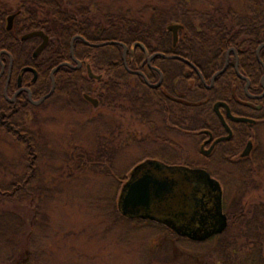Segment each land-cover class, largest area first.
<instances>
[{
	"label": "rangeland",
	"instance_id": "1",
	"mask_svg": "<svg viewBox=\"0 0 264 264\" xmlns=\"http://www.w3.org/2000/svg\"><path fill=\"white\" fill-rule=\"evenodd\" d=\"M177 1L65 0L64 3L70 12L77 6H89L94 10L96 22L108 26L106 15L128 12L131 18L149 20L152 6L172 7ZM248 1L197 0L187 7L206 11L222 6L242 11ZM21 4V0H0V10L10 9L6 25L8 15ZM169 9L182 14L177 4ZM172 23L182 24L184 20ZM201 23L202 19L195 20L197 26ZM97 73L103 74L101 80L108 78L106 69ZM71 102L67 98L48 100L31 107L22 119L23 125L33 131L38 145V160L33 163L38 177L30 186L35 198L33 202L25 199L16 204H0V216L13 211L27 224L15 235L4 234L0 227V264H23L26 258L31 264H198L197 256H201L200 264L208 261L226 264L214 257L218 253L215 250L210 252L196 243L179 241L165 225L122 216L119 199L123 177L129 175L136 163L154 153V146L147 143L152 129L137 119V114L131 116L127 101L120 102L123 106L120 103L94 106L80 97ZM254 133L264 151V123L257 125ZM102 148L112 153L111 164H107L105 157L104 162H96L99 151H104ZM114 148L118 153L114 154ZM186 148L190 159L199 158L193 141ZM26 151L13 133L0 126V184L8 185L9 181L29 173ZM95 162L103 166L96 167ZM212 169L235 179L226 190L230 214L240 207L249 210L252 205L264 202V171L252 177L255 181L252 185L229 165H214ZM17 243L21 245L18 252L14 256L8 254L7 245ZM207 245L216 247L212 243ZM249 250L250 246L239 251L238 264L249 258Z\"/></svg>",
	"mask_w": 264,
	"mask_h": 264
},
{
	"label": "trees",
	"instance_id": "2",
	"mask_svg": "<svg viewBox=\"0 0 264 264\" xmlns=\"http://www.w3.org/2000/svg\"><path fill=\"white\" fill-rule=\"evenodd\" d=\"M64 1L21 0L22 4L18 9L21 10V14L17 18L14 27L16 32L14 30H6V14L10 9L2 8L3 10H0V52L7 50L8 53L2 54L1 58L7 62L6 64H9L12 58L14 60V68H17V70L27 63L36 66L38 69H43L44 71L39 70L40 75L37 87L43 90L44 86H46L45 89L47 90V83L49 82L48 69L64 61L71 60V41L75 35H82L91 42L116 41V43L101 47L91 46L84 39L75 41L76 56L84 62L91 60L92 67L97 72L106 69L108 78L103 80L90 78L85 66L80 69L62 67L57 74L59 83L51 99L63 101L67 98L69 102L72 100L71 104L78 97L84 101L82 93L93 92L100 98L101 104H115L127 101L130 109L142 116L152 106H159L161 102L158 99L159 91L149 89L140 76H133L126 69L123 47L117 42L125 43L130 48L127 54L129 67L141 68L149 54L164 50L167 46H170V43L166 42L170 41L169 38L171 37L168 25L174 20H184L182 24L185 30L180 35L178 44L181 49V55L194 63L206 75L212 74L218 69L216 65L220 63L219 58L224 57L229 47L244 48L247 61H255L256 48L264 43V0H249L242 11L234 7L225 9L222 6H218L220 8L216 10L200 11L187 7L189 3L197 0H178L176 3L178 10H182L180 15L173 9H169L176 7V4L171 5L172 7L163 8L157 5L151 7L152 11L149 20L131 18L128 12L119 13L115 16L106 15L108 26L96 22L97 19L93 14L94 10L89 6H77L72 10L73 12H70L65 8ZM196 19H202V23L199 26L195 24ZM37 29L44 30L52 36V39L38 58L33 59L31 53L33 49L32 42H37V39L21 41L20 37L26 32ZM136 43H141L143 46ZM160 60V57L156 58L157 62ZM188 66L184 63V67ZM226 74L228 72L218 78L217 84H219V87L223 85V78ZM131 78H136L137 80L132 81ZM190 78L195 79V91L188 88ZM228 79L232 81L230 77ZM181 80L182 92L186 95L184 98L191 101V103L184 102L181 105L183 126H188V129L193 127L192 129H194L204 123L203 119L205 117L210 118L212 116L208 105L203 103H200V105L192 103V101H201L206 95L211 97L213 91H207L204 88L196 71L192 73L191 77L183 75ZM132 84L138 85L139 90L137 92H131L130 87ZM37 94L41 95L42 93ZM156 99L158 100L157 104L155 103ZM6 105L2 88H0V126L5 131L13 133L17 141L25 145L26 156L30 159V171L28 170L29 173L20 179L15 178L9 181L8 185L0 184V204H4V206L16 204L17 201L25 199L33 202L35 197L30 191V186L38 177L37 172L34 171L33 164L38 160V145L34 139L33 131L25 127L22 121L32 106L24 107L20 105L21 107L19 106L18 110L8 118L11 126H7V124L1 122L3 110L10 111ZM119 106L123 105L120 103ZM243 143L239 146H243ZM101 150L104 151H99L96 162H104L103 158L105 157L107 164H111L113 161L112 153L106 152L105 148ZM115 152L118 153L116 148H114V154ZM96 162V167L103 166ZM263 171L264 154L258 156L257 151L251 157L236 165V173L243 175V177L245 176L252 185H255L252 177ZM125 178L123 177V179ZM241 208L238 210H241ZM4 213L5 215L0 216V227L4 229L2 231L4 234H19L18 231H23L25 226H27L23 217L18 215L19 213L17 214L13 211ZM166 230L175 235L170 229ZM178 238L179 241H186L188 244L194 245V242L185 237ZM220 238V242L215 245L214 249L207 244L198 245L202 247V250H215L218 252L216 254L219 256L217 259L220 262H226V264H230V262L238 264L239 251L250 246L251 250L247 252L249 258L242 264H264V256L262 255L264 253V202L252 205L251 209L233 218L228 229ZM241 238L244 240H241ZM20 246L18 243L7 245V249L10 251L8 254L14 256ZM8 258H11V256H8ZM197 259L199 261L198 264H200L201 256H197ZM28 260L30 259L26 258L23 260V264H31L30 262L27 263ZM206 260L208 261V259ZM14 262H18V260H14Z\"/></svg>",
	"mask_w": 264,
	"mask_h": 264
},
{
	"label": "flooded vegetation",
	"instance_id": "3",
	"mask_svg": "<svg viewBox=\"0 0 264 264\" xmlns=\"http://www.w3.org/2000/svg\"><path fill=\"white\" fill-rule=\"evenodd\" d=\"M19 12H21V10H19ZM12 14H16L17 16L13 20L14 26H12L11 29H8V26H6L7 31L14 30L15 22L18 18V11L12 12L10 15ZM14 31L16 32V29ZM181 31L179 32L181 33ZM180 33L179 38L176 42H174V33L171 32V37L169 38L170 41H166L170 43V46H167L164 50L155 51L149 54L146 60L143 62L141 68L129 67V70L131 69L132 71H141L143 73L144 76L132 71L130 72L133 76H140L141 79L145 81L146 87L149 89L158 90V99H160L161 102L159 101V106H152L147 112H145L144 116L138 114V116H136L137 119L143 120V122L147 123L152 129V135L147 143L148 145L154 146V153L136 163L132 171L123 180V182L126 183L132 179V172L136 166L150 159L160 161L169 166H188L192 168H200L209 172L211 176L218 180L221 184L222 213L226 215L228 225L227 228L221 233L213 234L206 240H192V242L196 243L197 245L210 243L216 245L220 242L221 235L228 229L232 219L240 216L246 212V210L244 207H242L241 210H235L232 214L227 211L229 206L227 203L226 190L229 188V185L235 182V179L227 175L223 177L215 169H212V166L229 165L230 168L236 170V165L240 164L242 161H244V159L251 157L254 152L257 151L258 156L264 154L261 144L257 140V137L254 133L256 126L264 123V46L260 48V46L264 45V43L260 44L256 48L255 61H247L246 50H244V48H237L235 46L229 47L225 52L224 57L222 56L219 58L220 63L216 65L218 69L214 73L206 75L199 67L181 55V49L178 45L180 42ZM46 34L50 37V43L52 36L48 33ZM23 35L20 37L21 41L37 39V42H32L33 49L31 53L33 59L38 58V56L49 44L48 43L43 48V50L37 53L36 50L41 44L42 39L39 36L23 39ZM75 37L81 38L83 36L75 35L72 38V41ZM78 38H76V40ZM76 40H74V43ZM5 53H8L7 50L0 52V88H2L4 99L7 103L6 107L10 109L9 112L7 110H3L1 114V122L3 124H7V126L10 125L8 118L18 110L20 105L24 107H27L28 105L36 107L43 105V103L52 98L59 83L57 74L64 66L74 69H80L85 66L87 74L90 78L96 80H101L103 78V74L97 73V71H95L93 68V73L96 75L102 74V78L97 79L90 76L88 66L91 65L92 67V63H86L82 61V64L79 65L78 62H74L71 59L70 61H64L48 69V88L46 90V86H44L43 90H40L37 87V83L39 81V70L41 68L38 69L36 66L27 63L17 70V68H14V60L12 58L9 64H6L7 62L1 58V55ZM154 54L157 55L153 59L149 60ZM158 54H164L165 56ZM157 57L161 58V60L158 62L156 61ZM67 62L71 65H64V63ZM184 63L190 67H184ZM26 67L34 68L36 72L32 70H26L22 73V70ZM216 67L214 66V68ZM194 71H196L200 76L204 88L207 91H213V94L211 97L206 95L201 101H192V103H203L208 105L212 117H205V119L202 118L204 120L202 125L196 126L194 129H192L193 127L188 129V126H183L181 105L184 102L191 103V101L184 98L186 95H184L182 92L183 86L181 78L183 75L186 77H191ZM226 72H228V74H226V76L223 78V85L219 87L217 80ZM53 77L55 81L54 87ZM229 77L232 81L228 79ZM135 79H132V81ZM137 86L134 84L131 85L130 88L132 93L139 90V87ZM195 86V79L190 78L188 81V88L195 91ZM52 88H54L53 92L40 104H35L32 101V99L34 101L40 100L42 97L50 93ZM37 93L42 94L38 95ZM86 93L88 92H84L82 95ZM89 94L93 98L95 97L98 99L99 106L101 104L100 98L93 92H90ZM84 100L94 105L92 101L87 100L85 97ZM157 102L158 100L155 101L156 104ZM219 102H223L224 104H220L218 107H216V104ZM135 114L136 113L132 110L131 116L135 117ZM232 117L246 118L253 120V122L238 121ZM247 130L249 131L247 132ZM192 141L195 146L197 156H199L198 159H190L191 157L189 158V156L186 155V152H188L186 144ZM242 142H244L243 146L240 147L239 145ZM249 143L252 144L250 146L249 153L248 155L243 156V153L245 152ZM149 170L152 171L153 169L147 168L145 173H147ZM153 172L156 176L159 175L161 178H164L166 174H163L160 170H153ZM141 174L142 172L135 175L133 180L140 177ZM166 175L171 179L173 178V176L170 174ZM191 182V188L193 189L191 193L185 197V199L190 202L184 204V206H181V208L184 207L185 211L190 213V219L194 220L195 226H199V219L201 218L200 215L203 212L205 215H210L209 217H211L209 218V225H211V223H216L217 220L214 219V216H212L216 212V192L208 188L207 184L197 183L196 179H191ZM176 196L177 194L174 197ZM161 202L156 200L152 202L150 207V212L152 214L156 215L158 210L167 211L165 213L166 216L172 217L173 214L177 213V211H170L171 206L169 199L165 200L164 203ZM181 210L179 209V212H182ZM194 214L196 217H194ZM126 217L131 220H152L159 224L165 225L164 223H161L157 220L142 217L141 212L136 213V215ZM165 226L170 228L167 225ZM175 233V235L178 237L181 236H179L177 232ZM215 256L219 257L218 255H214V257ZM218 262L220 263L219 259Z\"/></svg>",
	"mask_w": 264,
	"mask_h": 264
},
{
	"label": "water",
	"instance_id": "4",
	"mask_svg": "<svg viewBox=\"0 0 264 264\" xmlns=\"http://www.w3.org/2000/svg\"><path fill=\"white\" fill-rule=\"evenodd\" d=\"M14 18L15 15L9 16L8 27H7L8 29L12 28ZM181 27L182 26L179 24L169 26V29L172 30L174 33V42H176L178 39V30ZM35 36H39L42 38V43L39 45V47L36 50V52L38 53L41 50H43V48L48 44L50 37L44 31H33L25 34L23 36V39H27ZM76 38L78 37H75L72 42L71 54H72V58L76 62H78L79 65H81L82 64L81 61L75 57V53H74V40H76ZM89 44L92 46H102L101 44H96V43H89ZM122 45L124 47L125 65L128 67L126 62V55L129 51V47L126 44H122ZM263 46L264 45H261L260 48H262ZM156 55L157 54H154L149 60L153 59ZM158 55L165 56L164 54H158ZM64 65H71V64L67 62L64 63ZM26 70L27 71L32 70L36 72L34 68L26 67L22 70V73ZM88 71L91 77L101 79V75H96L93 73L90 65L88 66ZM132 72L143 75L141 71H132ZM54 84L55 81L53 77V87ZM53 90L54 88H52L50 93H48L46 96L42 97L38 101H34L32 97L31 99L35 104H40L48 96H50ZM85 97L88 100L92 101L95 106L98 105L99 102L98 99L93 98L88 94H85ZM220 104H224V103L219 102L216 104V107H218ZM232 118L238 121L253 122V120L246 118H239V117L237 118L232 117ZM251 145H252L251 143L248 144L245 152L243 153V156L248 155ZM147 168H152L153 170H157V171L160 170L162 171L163 174L166 173L172 175L173 178L171 179L166 174L164 178H161L159 175L156 176L153 170L152 171L149 170L147 171V173H145V170ZM140 172H142L141 176L133 180L134 176ZM191 179L192 180L196 179L197 183L207 184L208 188L216 192V212L215 214L212 215L214 216V219L217 220L216 223H211V225H209V218L211 217H209L210 215L209 216L205 215L203 212L200 215L201 218L199 219L200 220L199 226H195L194 220L190 219V213H187L184 207L181 208V206H184V204L190 202L186 200L185 197H187L188 194H190L193 189L191 188L192 187ZM176 194L177 196L174 197ZM221 196H222L221 184L218 180L213 178L209 172L202 170L200 168H189L186 166H169L160 161L150 159L136 166L132 172V179L124 184L119 199V209L125 216H133L136 215V213L141 212L142 217L150 218L153 220H157L161 223H164L165 225L169 226L173 231L177 232L179 235L188 237L192 240H206L209 237H211L213 234L221 233L227 228L228 221L226 215L222 213ZM168 199L171 206L170 211H175V212L177 211V213L173 214L172 217L166 216L165 213L167 211L158 210V213H156V215L150 212V207L152 202L156 200L160 202L162 201L161 203H164L165 200ZM179 209L180 210L182 209L181 210L182 212H179ZM194 217H196L195 214Z\"/></svg>",
	"mask_w": 264,
	"mask_h": 264
},
{
	"label": "bare ground",
	"instance_id": "5",
	"mask_svg": "<svg viewBox=\"0 0 264 264\" xmlns=\"http://www.w3.org/2000/svg\"><path fill=\"white\" fill-rule=\"evenodd\" d=\"M97 44H101L102 46H106L108 44H105L104 42H96ZM94 47H101V46H94ZM76 55V54H75Z\"/></svg>",
	"mask_w": 264,
	"mask_h": 264
}]
</instances>
